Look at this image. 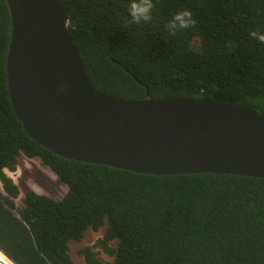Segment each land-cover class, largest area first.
I'll return each instance as SVG.
<instances>
[{
  "label": "trees",
  "instance_id": "obj_1",
  "mask_svg": "<svg viewBox=\"0 0 264 264\" xmlns=\"http://www.w3.org/2000/svg\"><path fill=\"white\" fill-rule=\"evenodd\" d=\"M94 87L126 100L203 98L264 114V0H153L131 23V0H58ZM195 24L169 31L180 11ZM10 15L0 0V251L15 264H264V180L153 176L61 158L32 140L7 83ZM117 61L123 67L113 62ZM39 159L67 186L62 199L20 188L6 171ZM115 245L113 246V244ZM102 254L113 262L102 258Z\"/></svg>",
  "mask_w": 264,
  "mask_h": 264
},
{
  "label": "water",
  "instance_id": "obj_2",
  "mask_svg": "<svg viewBox=\"0 0 264 264\" xmlns=\"http://www.w3.org/2000/svg\"><path fill=\"white\" fill-rule=\"evenodd\" d=\"M7 83L28 136L61 158L138 174L264 180V114L203 98L99 92L58 0H6ZM114 63L124 68L119 62ZM0 264H15L0 251Z\"/></svg>",
  "mask_w": 264,
  "mask_h": 264
},
{
  "label": "rangeland",
  "instance_id": "obj_3",
  "mask_svg": "<svg viewBox=\"0 0 264 264\" xmlns=\"http://www.w3.org/2000/svg\"><path fill=\"white\" fill-rule=\"evenodd\" d=\"M6 173L20 188V197L18 199L20 206L23 205L25 193L29 190L58 200L62 199L68 191L67 186L39 159H22L17 171H6ZM2 191L0 183V193ZM103 235L104 230L99 232L89 231L81 242L71 243V255L75 264H84L83 259L78 256V251L84 246L93 245ZM102 258L113 262L112 258L104 254H102Z\"/></svg>",
  "mask_w": 264,
  "mask_h": 264
},
{
  "label": "clouds",
  "instance_id": "obj_4",
  "mask_svg": "<svg viewBox=\"0 0 264 264\" xmlns=\"http://www.w3.org/2000/svg\"><path fill=\"white\" fill-rule=\"evenodd\" d=\"M154 8L153 0H131L129 4V15L131 17V23L139 24L141 21L147 22L151 19V12ZM195 20L190 10H183L177 12L172 20L167 25L169 31L175 33L177 29H186L194 26ZM253 37H257L262 43H264V34L252 32Z\"/></svg>",
  "mask_w": 264,
  "mask_h": 264
}]
</instances>
